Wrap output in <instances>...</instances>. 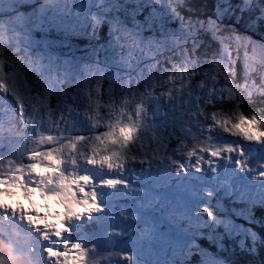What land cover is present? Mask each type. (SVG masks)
<instances>
[{
  "label": "snow or ice",
  "instance_id": "6c2138e0",
  "mask_svg": "<svg viewBox=\"0 0 264 264\" xmlns=\"http://www.w3.org/2000/svg\"><path fill=\"white\" fill-rule=\"evenodd\" d=\"M22 6L23 0H0V16L9 17L8 24L0 19V193L20 192L29 199L39 193L54 200L63 212L50 218L0 204V264H120L113 257H122L127 264H145L130 247L104 255L94 233L85 232L99 221L94 214L108 207L106 197L113 193L104 188H134L128 179L133 173L149 183L153 170L184 179L203 173L195 179L209 180L217 166H230L235 176L230 187L244 205L237 215L248 223L255 221L252 209L264 208V115H258L264 107H249L247 114L241 109L255 105L257 97L264 104V42L232 30L222 34L220 21L234 12L229 0H220L215 18L206 21H185L170 8L180 18L181 30L178 35L170 33L173 41L165 43L163 51L159 42L149 51L156 65L160 64L156 57L164 51L179 50V60L170 68L148 65L147 72L139 68L141 60L136 57L137 51L141 56L145 52L137 40L139 33L109 16L125 6L122 0H44L30 16L19 12ZM256 10V19L264 20V0H242L239 7L241 13ZM105 23L109 44L121 52L119 66L129 71L123 77L108 74L107 99H101L106 71L99 62L82 69L46 54L31 38L45 28L57 29L65 37L87 34L91 28L95 37ZM201 29L219 44L210 57L198 54ZM82 75L83 81L77 79ZM74 79L84 88L76 87L69 97L63 85L71 86ZM93 79L94 91L88 87ZM52 95L55 107L49 103ZM161 107L165 108L162 114ZM5 113L12 117L7 129ZM100 127L106 130L97 133ZM165 128L173 131L165 134ZM176 128L182 136L175 135ZM173 137L179 143L169 153ZM198 187L193 183V196L198 197L193 207L180 215L190 224H224L227 231H236L238 225L220 220L208 206L196 212L203 199ZM212 194L207 192L209 197ZM244 233L254 248L257 234L250 228ZM195 239V232L176 238L171 264H188L193 248L200 257L197 264H221L195 245Z\"/></svg>",
  "mask_w": 264,
  "mask_h": 264
},
{
  "label": "rangeland",
  "instance_id": "374dc122",
  "mask_svg": "<svg viewBox=\"0 0 264 264\" xmlns=\"http://www.w3.org/2000/svg\"><path fill=\"white\" fill-rule=\"evenodd\" d=\"M229 2L232 5L234 4L235 6L233 5L234 12L229 13L227 15H230V16H232L233 14L237 15V12H240L239 7L241 6L242 0H239L238 3H234L233 0H229ZM180 3H182L181 8L184 9V5L186 4L184 2H181V0L178 3L176 2L174 5H177ZM165 12L167 11L165 10ZM165 12L159 13L155 16L160 19V27H159L158 32H156L155 34H150L148 33L146 29H142L137 24L136 19H132L130 21V25L128 23L121 24V26L126 27L128 30L139 33L137 40H138V43L141 44V47H144L145 52H144V56H141L139 51H137L136 57L137 59L141 60L139 68H143L145 72H147L148 65H153L157 69L164 68V67H161L162 62L159 65H156L155 61H153L152 52L149 51V48L154 49L157 46V42H159L161 50L163 51V45L165 43L171 45L173 41V37L170 35V33H177L178 35L181 30L180 18L174 16L172 12L169 10V8H168V13H165ZM246 12L247 11L243 13L245 14ZM221 25L222 24H220V26ZM185 28H187V25H185ZM202 31L204 30L201 29L199 32H202ZM36 32H41V31H36ZM36 32H34L31 38L33 45L39 46V49L43 50L48 55H51L53 57H59L62 61L67 60L71 62L72 64L78 65L82 69L86 65L96 66L97 62H99L98 66L100 69H106L108 71H111L113 72L112 74L119 73L121 77H123L124 74L129 71L127 68L119 66V61H120V56H121V52L119 48L113 49V47L110 45L111 48H104L103 50H99V49L91 50L90 49V50L84 51L83 54L79 53V51H75L73 55H64L63 52L59 53L57 52V50L52 48L53 46H55V42H44L42 36ZM90 32H91V28H88L87 34ZM190 45H191V41H189L188 47ZM164 52H168V51H164ZM124 55L125 56L127 55V51L124 52ZM97 74L99 75V73ZM108 74H111V73L106 72L103 81L100 83V91H101L103 84H106V85H104L102 90L105 91L109 87ZM132 74L136 75V72L134 71ZM155 74L159 75V71H157ZM84 78L85 77L82 75L78 77L77 79H79L80 81H83ZM257 83H259V79H257ZM96 86L97 85H96L95 79L92 80V84L88 85L89 89L93 91L96 88ZM116 86L118 87V85ZM70 87H72L73 90L76 87L84 88V83L81 82L77 84L76 80L74 79ZM140 87L141 89H143V84H141ZM159 91L160 89H157V92ZM81 95H83V93H81ZM52 96L55 99V102L57 103L56 96L55 95H52ZM71 96L72 95H69V97ZM103 96L107 98L105 94ZM51 97L49 101L50 106L55 107L56 103H53ZM61 99H63V97H61ZM72 102L73 101L69 99L68 103L72 104ZM103 111L104 110L101 109V112ZM164 111H165V108L161 107L160 113L162 114ZM105 130L106 129L104 127H100L96 130V132L99 133ZM174 131H175L176 136H182V133L178 131L177 128L174 129ZM233 139L235 138L233 137ZM174 142L175 144H177L179 141L174 137L171 139V141L168 144L169 153H170V150ZM104 191H107V189H105ZM108 198H111V199H110V204H109V210L107 213H108L109 222L111 221L110 230H113L105 234L107 237H109V243L108 244L105 243L104 239L97 238V236L94 237L95 242L98 245H100L101 248L104 249V255H107L110 252L120 251V249L122 248L130 247L134 253H137L142 258V261L145 262V264H166V262H168V264H171V262L175 259V257L173 256V249L176 247L175 240L178 237L172 236L170 232L168 233H163L164 231L160 232L161 226H162V222H161L162 220L157 219L156 221H154L155 220L154 214H148L149 212L139 213V212H143L144 210L140 208H135L134 205H133L134 206L133 208H131L130 206L129 207L133 211H135L137 215H134V214H132V216H128L127 214L121 215L122 213L121 210L127 207L124 205L123 201L120 203V205H118L119 195H111ZM125 198H128V197H124V199ZM147 200L150 201L149 199ZM52 202H55V201L51 200V203ZM138 204L140 206H143L142 203L138 202ZM117 208H123V209H120V211H117ZM169 213L170 212L166 210V214H169ZM147 223H150V225L152 224L150 226V229H148V227L146 226ZM127 226H128V229H127ZM99 231H96V232H99ZM156 232H157V235H155ZM92 233H94V231ZM117 233H119L120 235H116ZM128 236L134 239L132 241L133 243L128 242L130 241ZM155 237H156V241L154 240ZM244 238H249L246 241L248 240L251 241V238L248 236H244ZM143 240H144V243L140 244L142 243ZM259 241L261 240H258V239L256 240V242H258L257 245L262 246V248L264 249V243H261ZM213 256L215 257L216 260L220 261L221 264H226L223 258L220 259L215 254H213ZM113 259L119 261L120 264L122 263L127 264V262L124 261L122 257H113ZM189 259L190 257H188V260ZM101 264H107V262L102 261Z\"/></svg>",
  "mask_w": 264,
  "mask_h": 264
},
{
  "label": "trees",
  "instance_id": "16d2710c",
  "mask_svg": "<svg viewBox=\"0 0 264 264\" xmlns=\"http://www.w3.org/2000/svg\"><path fill=\"white\" fill-rule=\"evenodd\" d=\"M220 0H181V2H184L186 5H184V9L181 8L182 3L173 5L170 4V8H175L176 11L179 13V17H183L185 21L188 20H201V21H206L208 18H215L216 16V10H217V5ZM234 3H238L239 0H233ZM159 7H163V4L160 2ZM234 5V4H233ZM235 6V5H234ZM35 7V6H34ZM26 15H31L32 12L28 11L27 6H22L20 7ZM137 9H135V12L137 13ZM259 15L258 10L255 11V13L250 14L248 11L244 13L237 12V15L233 14L232 16L230 15H225L220 21L221 28L225 30L226 34L227 31L232 30L237 34L251 37L252 40L254 41H261L264 42V20H257L256 16ZM129 19V18H126ZM141 20L145 21L146 17L142 16ZM142 29H146L148 33L150 34H155L158 32L159 28L156 26H149L148 24H145L143 22L137 23ZM200 34V35H199ZM198 39L201 42V47L198 51L199 55H202L203 53H208L209 57L213 52H215L219 48V44L217 41H215L211 33H207L205 31L199 32ZM109 36H105V33H103L98 40H96L95 44H88L87 46H84L80 43H76L73 45H82L84 47H88L89 45H98L99 48L103 50L104 48H110L109 44ZM191 47V45L189 46ZM73 51L76 49L72 48ZM157 60L160 61L161 67L164 68H170L172 62H177L179 60V50L173 54V52L168 51V52H163L162 56H157ZM155 61V60H153ZM205 67H207L205 65ZM106 72L113 73L111 71H108L105 69ZM239 80V77H238ZM92 84V82L90 83ZM104 85L103 84L100 95L101 99H107L105 96V91L102 90ZM70 90H73L72 87H70ZM259 97L256 98V104L255 105H244L242 106V111H244L247 114L248 108L252 107L253 110H258L262 107H264V104L260 103ZM258 115H264V113H258ZM6 193H3L5 195ZM186 210V209H184ZM257 211H264V208L257 207L255 208ZM180 213L182 211H179ZM182 216V215H180ZM220 220L227 222L229 224H232V222H229L226 218L222 216H217ZM180 217L178 216V213L176 212L172 219L175 221V223L178 225L179 224V219ZM244 226V225H243ZM215 229H209V231L206 233H212L213 237L215 239H221V242L217 241V245L215 247V241L209 242L205 237L204 239L200 238L197 236V233L199 230L198 226L195 225L194 223L189 224L186 222L185 224L181 225L182 231L189 230L190 233L196 232V245L198 244L200 248L205 249L207 252L211 254H215L218 258L222 259L226 262V264H264V249L262 246L257 245L258 242L255 243V247L253 248V242L252 240H248L246 245L244 247L238 246L235 244V247L232 245H225V241H227L230 237H233L234 239H240L244 236L241 234L238 235L235 233V231L229 232L226 230L224 224L220 225H213ZM251 227V226H250ZM252 231H254L257 234V239L258 240H264V228L262 227H251ZM205 234V235H206ZM232 234V236L230 235ZM130 237V236H128ZM202 237V234H201ZM249 238H246L244 241H246ZM134 239H132L133 241ZM261 242V241H259ZM225 245V246H223ZM222 246V247H220ZM234 251H230V250ZM251 249V250H250ZM195 253L191 256V260L188 262V264H197L199 261L200 257L196 250L194 249ZM221 255V256H220Z\"/></svg>",
  "mask_w": 264,
  "mask_h": 264
},
{
  "label": "bare ground",
  "instance_id": "6f19581e",
  "mask_svg": "<svg viewBox=\"0 0 264 264\" xmlns=\"http://www.w3.org/2000/svg\"><path fill=\"white\" fill-rule=\"evenodd\" d=\"M43 211H44L45 215H51V211H49V210H47L45 208H43Z\"/></svg>",
  "mask_w": 264,
  "mask_h": 264
}]
</instances>
